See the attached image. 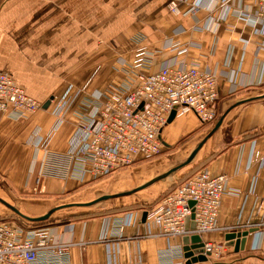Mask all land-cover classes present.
Instances as JSON below:
<instances>
[{
  "label": "crops",
  "instance_id": "1",
  "mask_svg": "<svg viewBox=\"0 0 264 264\" xmlns=\"http://www.w3.org/2000/svg\"><path fill=\"white\" fill-rule=\"evenodd\" d=\"M169 1L0 0V71L12 75L31 96L46 101L64 94L71 84L90 94L125 78L117 64L123 54L132 60L140 35L153 53L152 72L173 57L167 48L171 40L200 42L202 49H193L188 59L217 73L220 97L213 124L228 112L203 145L207 144L198 167L212 174L227 173L229 187L239 193L224 195L220 229L202 236L203 241L224 245L221 256L194 264H264V225H260L264 221V164L259 159L251 162L255 152L264 157V37H251L250 30L234 18L233 32L225 24L212 30H192L193 18L171 12ZM183 28L188 31L172 36ZM241 37L251 38L245 49ZM237 102L241 103L235 105ZM76 107L75 103L68 110L65 123L51 141L52 149L66 147L74 134L79 122ZM53 123V116L45 110L28 120L0 113V196L18 209L24 208L28 216L44 215L47 208L52 209L56 196L90 183L49 176L37 182L44 152L35 150L32 136L38 128L46 132ZM201 126L193 113L176 117L163 130L165 147L191 134L200 135ZM147 205H123L46 226L57 239L73 243V264H171L170 256L163 259L162 254H169L170 247L184 250L186 244L195 242L190 236L189 242L184 237L148 236L156 227H150L144 218ZM125 217L130 219L125 237L111 236ZM234 225L238 232L254 229L243 250L227 244V228ZM186 262L184 255L173 258L174 264Z\"/></svg>",
  "mask_w": 264,
  "mask_h": 264
},
{
  "label": "built area",
  "instance_id": "2",
  "mask_svg": "<svg viewBox=\"0 0 264 264\" xmlns=\"http://www.w3.org/2000/svg\"><path fill=\"white\" fill-rule=\"evenodd\" d=\"M168 8L174 14L192 17V30H212L225 24L233 32L234 18L250 30L251 37H264V0H170ZM187 31L183 28L172 36ZM136 39L132 60L124 61L120 68L125 78L90 94L71 84L64 94L41 101L28 94L12 75L0 71V113L28 120L45 110L54 118L46 132L38 128L32 136L35 150L44 152L37 182L48 176L92 182L154 158L166 146L162 133L173 111L176 117L193 113L202 124L218 118L220 93L216 71L188 59L193 49H202L200 42L171 40L167 48L174 53L173 57L165 59L152 72L153 53L144 44L143 36ZM239 39L244 49L251 42L249 37ZM75 103L74 113L79 118L75 132L66 147L54 150L51 141ZM251 158L252 163L259 159L264 164V157H259L258 152ZM237 191L229 187L227 173L212 174L206 168L197 169L147 205L146 220L150 227H156L148 236L171 239L198 234L202 237L217 231L223 197L238 194ZM128 225L130 219L125 217L114 226L111 236L125 237ZM237 228L234 225L227 229L238 232ZM203 242L209 258L221 256L222 243ZM72 245L57 239L50 227L0 219V264H73ZM168 252L161 258L170 256L171 264L175 256L184 255L182 246L170 247Z\"/></svg>",
  "mask_w": 264,
  "mask_h": 264
},
{
  "label": "rangeland",
  "instance_id": "3",
  "mask_svg": "<svg viewBox=\"0 0 264 264\" xmlns=\"http://www.w3.org/2000/svg\"><path fill=\"white\" fill-rule=\"evenodd\" d=\"M144 44H146L150 48L147 40H145ZM127 60H129V58H126L123 54L117 66L121 68L123 62H126ZM203 125L204 126H201L200 128L202 129L200 135L196 136V133L191 134L178 144L172 145L170 148L165 147L163 152H161L154 158L147 160L150 162L142 161L136 163L133 166L121 168L120 170L116 171L106 178H101L99 180L86 183L83 187L78 189L75 188L66 195L56 196L52 201V208L61 204L89 202L106 194L126 192L129 191V189L138 187L139 185L146 182V180H150V177L156 175L157 173L161 174L168 171L170 168L184 162L190 155L191 151H193L198 146V144L206 137V135L213 128L212 126L215 124H213L212 122L211 124L207 123ZM206 146H203L200 149L194 160L187 166L179 169L176 172H173L167 178L155 183L154 185L146 189H142L132 195L110 198L92 206H74L63 208L55 211L53 216L49 217L47 220L40 222H31L23 218L0 202V219H14L18 222H21L22 224L37 227L50 224H64L69 221L78 219L79 217L103 214L109 210L111 211L118 207H122L123 205L128 206L130 204H136L139 207L146 206V204L153 203L160 195L166 193L172 186H175L186 176L199 169V162L203 159V149L206 150ZM143 163L145 164L142 165ZM19 209L24 214L28 215L27 212H24V208ZM49 209L50 208H47L44 213L49 211Z\"/></svg>",
  "mask_w": 264,
  "mask_h": 264
},
{
  "label": "water",
  "instance_id": "4",
  "mask_svg": "<svg viewBox=\"0 0 264 264\" xmlns=\"http://www.w3.org/2000/svg\"><path fill=\"white\" fill-rule=\"evenodd\" d=\"M48 101L45 103V107L48 106ZM241 102H237L235 105L240 104ZM234 105V106H235ZM228 112V111H227ZM227 112H225L220 119L217 121V123L215 124V126L212 128V130L206 135V137L198 144V146L190 153V155L188 156V158L172 167L171 169H169L168 171L154 177L153 179L147 181L146 183L132 189L126 192H121V193H116V194H106L103 196L98 197L95 200L89 201V202H79V203H68V204H61L59 206H56L52 209H50L47 213H45L42 216H28L26 214H24L20 209H18L17 207H15L13 204H11L10 202H8L7 200H5L4 198H2L0 196V202L3 203L5 206H7L9 209L13 210L16 214L20 215L21 217L31 221V222H40V221H44L47 220L49 217H51V215L60 209L63 208H68V207H74V206H78V207H83V206H92L100 201L103 200H107L110 198H115V197H121V196H126V195H131L133 193H136L142 189H145L151 185H153L154 183L163 180L165 178H167L169 175H171L173 172L178 171L179 169L187 166L188 164H190L194 158L196 157L197 153L199 152V150L202 148V146L205 144V142H207V140L218 130V128L221 126L225 115L227 114ZM176 118V112L173 111L170 115L169 118V122H172L174 119ZM144 218H146L147 216V212H144ZM192 227L194 228L195 225L193 223ZM254 229L249 230H245L242 232H230L227 234L226 238H227V244L228 245H235L236 246V250H240V249H244L245 248V244L247 241V236L252 233ZM190 238L193 239V241L195 243H193L192 245H188L186 244L184 247V256L185 258H187V262L186 264H194L197 263L199 261H207L209 259L210 253H205V249H204V242L202 240V237L198 234H194L192 235V237L190 236ZM185 242H189V236L185 237Z\"/></svg>",
  "mask_w": 264,
  "mask_h": 264
},
{
  "label": "trees",
  "instance_id": "5",
  "mask_svg": "<svg viewBox=\"0 0 264 264\" xmlns=\"http://www.w3.org/2000/svg\"><path fill=\"white\" fill-rule=\"evenodd\" d=\"M202 124V123H201ZM209 124V123H208ZM210 124H211V122H210ZM150 160V159H149ZM143 161H147V160H143ZM140 162H142V161H140ZM138 163V162H137ZM136 164V163H135Z\"/></svg>",
  "mask_w": 264,
  "mask_h": 264
}]
</instances>
